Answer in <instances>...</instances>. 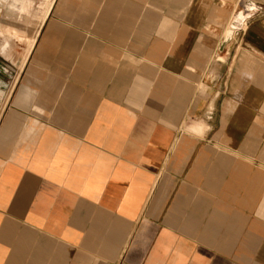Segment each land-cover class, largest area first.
<instances>
[{
  "label": "crops",
  "instance_id": "1",
  "mask_svg": "<svg viewBox=\"0 0 264 264\" xmlns=\"http://www.w3.org/2000/svg\"><path fill=\"white\" fill-rule=\"evenodd\" d=\"M2 92L0 264H264V0H52Z\"/></svg>",
  "mask_w": 264,
  "mask_h": 264
},
{
  "label": "rangeland",
  "instance_id": "2",
  "mask_svg": "<svg viewBox=\"0 0 264 264\" xmlns=\"http://www.w3.org/2000/svg\"><path fill=\"white\" fill-rule=\"evenodd\" d=\"M51 3L52 0H0V88L4 99L17 83Z\"/></svg>",
  "mask_w": 264,
  "mask_h": 264
},
{
  "label": "water",
  "instance_id": "3",
  "mask_svg": "<svg viewBox=\"0 0 264 264\" xmlns=\"http://www.w3.org/2000/svg\"><path fill=\"white\" fill-rule=\"evenodd\" d=\"M237 27H238V23L237 22H234L233 25H232V28L233 29H236ZM229 36H230V34H229ZM229 36H228V38H229Z\"/></svg>",
  "mask_w": 264,
  "mask_h": 264
}]
</instances>
